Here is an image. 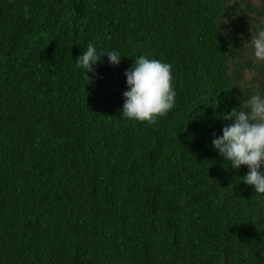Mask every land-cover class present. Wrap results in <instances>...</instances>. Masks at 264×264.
I'll return each mask as SVG.
<instances>
[{
  "label": "trees",
  "instance_id": "trees-1",
  "mask_svg": "<svg viewBox=\"0 0 264 264\" xmlns=\"http://www.w3.org/2000/svg\"><path fill=\"white\" fill-rule=\"evenodd\" d=\"M261 21L264 0H0V264H264V194L211 143L264 93ZM89 44L119 64L87 77ZM140 55L172 65L154 125L121 117Z\"/></svg>",
  "mask_w": 264,
  "mask_h": 264
},
{
  "label": "clouds",
  "instance_id": "clouds-1",
  "mask_svg": "<svg viewBox=\"0 0 264 264\" xmlns=\"http://www.w3.org/2000/svg\"><path fill=\"white\" fill-rule=\"evenodd\" d=\"M250 43L255 61L264 65V21L251 32ZM103 54L110 65H118L122 56L114 50L98 52L89 44L76 58L75 66L87 76ZM124 75L127 90L122 93V118L154 125L174 109L176 92L170 63L140 55ZM223 119L232 123L222 128V135L213 132L212 146L232 169L246 166L248 172L242 177L243 182L256 193L264 194V93L250 95L240 109L232 108Z\"/></svg>",
  "mask_w": 264,
  "mask_h": 264
}]
</instances>
